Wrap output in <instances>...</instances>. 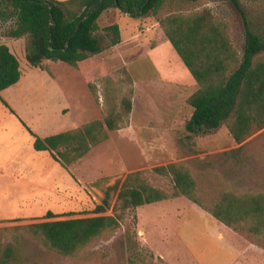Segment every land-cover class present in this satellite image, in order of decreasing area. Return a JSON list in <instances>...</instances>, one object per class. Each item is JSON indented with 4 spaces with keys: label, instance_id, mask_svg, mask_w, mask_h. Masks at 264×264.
Here are the masks:
<instances>
[{
    "label": "rangeland",
    "instance_id": "374dc122",
    "mask_svg": "<svg viewBox=\"0 0 264 264\" xmlns=\"http://www.w3.org/2000/svg\"><path fill=\"white\" fill-rule=\"evenodd\" d=\"M240 3L249 20L264 29V0ZM204 8L226 26L241 58L239 13L218 0H199L180 13ZM112 24L120 27L119 43L110 46L111 34L101 30L102 51L77 67L44 61L33 68L25 60L24 40L2 36L7 24L0 22V44L15 55L21 72L15 85L0 92V264H264V237L226 227L218 239L214 221L206 216L190 215L180 224L191 202L181 196L136 208L111 235L75 257L47 250L24 229L48 211L57 216L53 220L93 216L104 190L133 171H148L150 182L168 191V180L150 171L170 163L190 170L198 183L201 206L196 205L206 213L224 192L264 194V129L241 144L236 160L217 159L241 145L232 141L225 123L196 137L186 132L192 111L186 99L197 84L151 13L135 18L110 8L98 25ZM105 86L130 97L132 109L122 128L67 167L32 149L17 117L39 137L75 129L102 119ZM114 200L113 194L111 205ZM172 204H177V222Z\"/></svg>",
    "mask_w": 264,
    "mask_h": 264
},
{
    "label": "trees",
    "instance_id": "16d2710c",
    "mask_svg": "<svg viewBox=\"0 0 264 264\" xmlns=\"http://www.w3.org/2000/svg\"><path fill=\"white\" fill-rule=\"evenodd\" d=\"M98 1L97 7L86 16ZM198 1L0 0V22L7 24L2 36L24 40V56L29 66L40 68L44 61H50L77 67L90 55L102 51L101 30L111 34L110 46L120 41L117 24L102 29L98 25L105 10L127 11L135 18L151 13L197 84V89L186 99L192 110L185 124L186 132L196 137L225 123L232 141L241 145L264 129V29L249 20L240 0H218L229 2L241 16L244 43L239 58L226 26L209 9L180 13ZM20 77L17 58L6 45L0 44V92L15 85ZM89 87L98 100L95 86ZM111 92H114L112 96ZM103 101L102 119L45 137H39L17 119L32 138L35 152H47L54 162L67 167L127 122L132 109L128 93L105 86ZM1 103L8 108L4 101ZM241 150L242 145L221 152L217 159L236 160ZM150 172L167 179L169 190L154 186L148 171H133L104 190L93 216L53 220L57 216L48 211L42 221L28 224L24 229L47 250L75 257L95 241L111 235L138 207L180 196L201 206L198 183L183 163L157 166ZM113 194L115 200L111 205ZM208 212L235 231L264 237V194L224 192Z\"/></svg>",
    "mask_w": 264,
    "mask_h": 264
},
{
    "label": "crops",
    "instance_id": "0c3cea01",
    "mask_svg": "<svg viewBox=\"0 0 264 264\" xmlns=\"http://www.w3.org/2000/svg\"><path fill=\"white\" fill-rule=\"evenodd\" d=\"M59 1H62V0H59ZM119 27V26H118ZM120 28V27H119ZM21 78V77H20ZM186 199V198H185ZM187 200V199H186ZM164 202V201H162ZM172 210L174 211V218L176 219V222H177V204H172ZM193 216V217H203V216H206V217H210L212 219V221H214L213 225H214V232H217V237L218 239H222V236L221 235H218V232L220 229L222 228H226L227 226L223 225L222 223H220L219 221H217L216 219H214L209 213H206L204 212L199 206H197L196 204L194 203H191L189 204V206L186 208L185 211H183V219L181 220L180 224H183L186 222L187 218L189 216ZM179 230V229H178ZM177 226H176V229H174V232H173V237L175 239V244L177 245ZM163 240H167V236L164 235L163 237ZM163 252V250L161 251ZM159 251V254L161 257L165 258L164 257V254L161 253ZM175 258H177V254H175L174 256ZM166 259V258H165ZM167 260V259H166Z\"/></svg>",
    "mask_w": 264,
    "mask_h": 264
},
{
    "label": "water",
    "instance_id": "95a60500",
    "mask_svg": "<svg viewBox=\"0 0 264 264\" xmlns=\"http://www.w3.org/2000/svg\"><path fill=\"white\" fill-rule=\"evenodd\" d=\"M98 3H99V1L87 12V14H86V16L88 15V14H90L96 7H97V5H98ZM142 11V9H140L139 11H138V13H140ZM125 13L126 14H128V12L127 11H125Z\"/></svg>",
    "mask_w": 264,
    "mask_h": 264
}]
</instances>
